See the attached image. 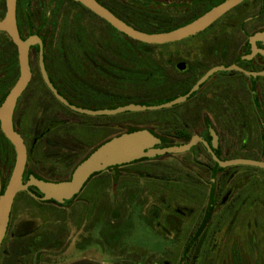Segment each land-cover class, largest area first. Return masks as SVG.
<instances>
[{"label":"flooded vegetation","instance_id":"obj_1","mask_svg":"<svg viewBox=\"0 0 264 264\" xmlns=\"http://www.w3.org/2000/svg\"><path fill=\"white\" fill-rule=\"evenodd\" d=\"M66 1H71L72 3L76 4V6L81 10L89 12V16L92 15L93 18H91L93 19V21L95 20L92 23V26L86 25L85 27H83V24L76 26V28L79 29L78 32L81 34L79 35L81 36V42L85 44L84 46L86 52L82 55H78V52L73 51V45L76 44L74 42L76 36H73V29L75 24L72 23V21L68 22L67 20H64L66 24V31L68 30L70 34H68V32L65 34V41L67 43L66 47L68 52H62L61 56H64L66 58L70 56L71 63L69 66V70L72 72V76L77 77V75H83V79H81V81L79 82L81 86H77V78L70 79V77H66L64 79H59L58 77H53V70L51 69V71L46 65L47 54L45 48V35H41L38 33H29L27 35H24L19 25L20 12L17 8L19 0H16L15 6V25L17 33L23 40L32 35L38 37L41 40L43 59L42 63L50 80V83L56 90L58 95L64 98L65 101L70 104V106L88 109V111H97L103 109L112 110L117 107L129 104H145L144 106H151L146 105L147 101H145V99L150 98L148 97L149 95L145 98L134 99L126 97L124 95L120 96L117 94L109 93V89H113L112 87H116L120 83V76H123V78H126V80L128 81L135 82V71L133 70V67H129L127 69V67L125 66L127 64L123 65L119 55L111 54L105 51L104 44L107 45L108 42L105 36L103 35L102 37L99 33V28L97 29L94 26H98L97 24L99 23L100 25L107 26L109 30L123 36L127 40L129 46L138 45V43L142 45L147 44L131 40L127 38V36L118 33L113 28H111V26L106 21L92 14L91 11L84 8L79 3H76L72 0ZM95 1L105 7L113 16L126 23L130 28L135 30L144 29L137 26V20H130L120 13L122 9H126L128 13L131 12L133 14L136 11L138 12V9L140 8V0ZM148 1L150 3L156 2L155 0ZM225 1L226 0H164V14L165 17L168 16L170 20V24H168V27L169 29H176L180 26H185L202 14L211 10L213 7ZM144 3L146 4L147 2ZM5 5V0H0V20L3 19L5 14ZM52 5L56 6V8L58 7L57 11L60 10L59 13L63 12V14H60V16L59 14H57L58 18H63L66 11L62 7L63 3L60 2V0H52ZM59 7L62 8L60 9ZM251 24L257 25V27L250 32ZM263 32L264 0H243L237 6L227 11L222 16L218 17L209 27L191 36L196 38L195 42L192 44V46L194 47V55L196 56H194L191 61L184 62L177 60L172 65V68L175 72L185 75V77H180L181 79L178 80L180 81L178 83L180 85H177L180 89L178 94H176L171 99L169 98L168 101L163 104L169 103L172 100L177 99L178 97L185 96L192 87L191 85L188 88V86L186 85L189 78L200 74L198 75L199 77L195 80V84L196 81L200 77H202L203 74L211 67L220 65L227 68L234 65L237 67V69L223 71L226 74L224 75V77H226L227 79L217 81L216 86L214 84L208 86L212 84L211 78L216 74L214 73L203 85H200L195 92L190 94L184 102H181L182 105L188 102L189 104H191L190 107L192 108V114L189 115V117L192 118V121L189 122L190 126L187 127L186 130L177 128L173 132L172 137H162L153 133L158 137V139H160V143L156 147L162 148L178 145L182 146L188 143L193 136H198L199 140L195 142V145L192 146L189 151L182 154H186L192 157V162L196 164L198 172L200 174H203L202 179H205L206 182L200 179V176L197 175L199 178H194L193 175V177H191V180L186 181L185 183H177L178 181L173 183L174 185L171 186L173 187L172 192L174 189H176L177 184H182V186H193L194 190H196V197H194L193 199H189L186 197L183 198V195H180V197H178L177 194L174 193L171 196L169 195L160 197L162 192L159 189L157 190L158 195L157 197L155 196L157 200L154 197L153 203L158 204L159 206H157L159 209L155 212H150L151 222L153 224L154 235H159L160 237L167 236V238H169L167 250H165V255H162V257H164L162 259L151 255L148 258L145 257L144 261L135 259L133 264H170L174 253L178 254L181 252L185 260L189 264H196L198 259L201 258L202 254L196 250L194 253L190 251V248L192 246L193 249H196V244H194V240L191 241V234L193 231L191 229L190 231L188 230L189 232L186 230L189 225L191 226V222L193 220L198 223V225H196V228L198 227L199 232L203 229L205 230L209 224H217L221 219H230L232 222H235L237 218H245L250 222L249 224H252L254 227L264 226V170L254 166L246 165H235L224 169H217L216 163L212 158L213 154L220 161L236 159L254 160L255 162L264 163V145H262V143L264 142V77L251 76V74L253 73L264 71V40L255 42L256 49L254 53H252V47L249 42L251 36L256 33L260 34ZM185 44L188 45L187 42ZM100 45H102V47ZM95 46L98 47L97 50H95ZM147 46L150 47L152 45ZM201 49L205 51V53L202 54L204 60H202V58L200 57L199 51ZM31 51L36 52L38 62V49L30 47L28 51V63L31 71V78L30 81H28L25 89L21 93L20 97L16 101L13 111V118H11L13 129L15 132L21 135L27 151L25 170L22 174L23 183H25L27 180H29V178H31V176L35 174L34 172L30 171V169H28L27 165L32 159V156L35 155L36 148L38 147L39 141L44 134L50 133L80 135L88 132L89 134H91L92 131H95L96 129H106L109 132L112 131V134H110L109 136L104 135L103 138L99 139L96 143H93V145H91L90 147L92 151L95 146L97 147L102 142L112 139L113 137H117L120 134H126L127 132H118L119 126L112 123L111 119L116 118L121 114H124L123 117L126 118L128 113H130L124 111L113 116H90L88 114L76 113L69 110L68 107L58 102L57 99L46 88L39 72L37 62L36 66L39 81L35 83L36 85L31 90L30 96H28L26 99L20 100L29 90L30 82L34 78L33 71L30 66ZM15 58L17 61V52L15 46L12 44V41L5 32H0V104L2 103L3 99H5L9 89L11 88L13 83H15L19 76L17 65L18 61L16 62L15 66ZM162 58H160L161 61H159L158 68L161 70L160 74L166 76L168 72L167 67H169L171 64H169L168 60L166 59L164 63V61H162ZM77 60L79 62H77ZM105 60L116 63V67H110V65H108ZM121 68L123 69L121 70ZM142 74L144 78L142 80L148 82V85L151 83L156 84V82H160V84H162L163 82V80L161 79L163 78V76H155L153 78L150 75V71L146 73L147 75L149 74L148 76L150 77H148L144 72H142ZM110 79H112L111 82L114 83L109 85ZM152 80L155 81L152 82ZM246 80L248 81V84L246 83ZM10 81H12V84L10 88L7 89ZM247 85H249V87ZM165 88L166 87H164L163 89ZM41 95H43V97L47 99L46 104L44 105L41 102V100L44 99ZM246 95H250L251 97L247 99ZM25 101L32 102L33 106L35 105L33 107L34 109L31 108L29 110V104L28 102L25 103ZM177 105L180 104H175L173 105V107ZM245 105H248V110L243 107ZM251 106H255V109H253ZM245 111L250 114L249 117L245 116ZM70 112L74 113V115H82V117L88 116V118L93 119H86V121L83 122H73L75 127L73 128L72 132H69V125L71 124L70 122H72L69 120L71 119L69 115ZM174 116L175 115H173L166 121L161 122L160 124H172L168 121L171 120ZM101 118H104L105 120L99 122L95 121ZM175 118L177 120L181 119L180 115H178V117L175 116ZM136 122L137 123H133L129 120H124L120 122V126H130L128 130H147L142 125H139L141 123V120H138ZM215 123H217L218 127L221 128V133L218 132V128ZM80 127L82 128L80 131H82L83 133H78V131H76L79 130ZM209 130H212L216 135L217 139L215 148H212L211 146V142L213 141L210 136ZM225 131H228L230 135L232 131L240 135V140L239 142H236V144L239 145V149L245 151L244 153L237 154L236 152L229 151H225L224 153L222 152L223 147L221 146V143L224 142L223 133ZM23 132L39 133L38 135L35 134V136L31 138L29 147H27L26 145V136ZM250 137H253L254 140L249 139ZM163 140L180 141H178L176 144L168 145ZM252 142L256 143L253 144ZM202 143H205L209 147L211 152H209ZM224 149L229 150V148L225 146ZM13 154L15 155L12 145L4 138V134L0 129V196L2 192H4L9 174L11 173V169L13 167ZM158 157H155L153 159H156ZM153 159L142 158L126 165L123 164L117 167L110 168L107 171L98 173L97 175H99V179L103 180L107 184L105 178L101 177V174H103L104 172L106 173L108 171L116 170L121 167H130V169L128 170H131L132 167H136L135 170H141L139 166L141 165L139 164L141 161L148 162ZM200 159L203 160L200 161ZM234 169H239V171L241 172L252 170L257 175V178L262 177L263 180H250V182L246 183L247 181H243V178L241 177L237 181L233 180L232 185L230 187H227L223 183V180L217 183L214 181L215 178L212 179L215 174H226L228 171H233ZM114 174V176L118 175L117 173ZM36 177L37 175H34V178ZM91 178L94 179L95 177ZM113 178L116 179L115 177ZM150 178H153V181L150 180V182H153V184L160 182L159 180H155L156 177ZM37 179L42 178L37 177ZM114 179H112L111 181H113ZM46 181H49V179H46ZM125 186L129 187L128 185ZM257 187L262 190L260 192V196L262 197H260L259 199L262 204H260L258 208L262 215H257V208H253L252 204L250 203L253 199V195L260 191L257 189ZM19 196H22L23 198L25 197L24 199L26 201L35 202L40 206H48L50 204L55 205L54 203L48 201H40L39 199L41 195L39 194V191L33 187H28L27 191L19 192L15 195L11 211L9 212L7 229L5 230L4 237L0 244V264H3V261H9L10 264H26L31 245H33L35 248H38L42 247L46 242L48 244L55 240H50L48 237L47 231L49 224L47 221H42L39 225L30 221H19L18 224L13 222V225V211L15 209V203ZM76 197L77 196H75V198ZM128 197L132 200H135V195H128ZM183 205L186 207L185 210L184 208H181V206ZM159 222L165 227V229H167V232L163 233V235L157 228V224ZM118 233L120 234V232ZM119 234H117V237L119 236ZM114 237L116 236L113 235V238ZM241 240L242 241H240V239L233 240L231 247L234 255L232 258L233 260L231 259L232 263L226 264H243V262L244 264H264V245L263 248L258 252L259 255L255 256L256 258H254L257 261H253L252 256H250V247L252 245V243L250 244V242L252 239L244 236ZM79 246L80 245L78 243L75 244V248H78ZM34 261V264H39V257H36ZM78 264L93 263L80 262ZM201 264L203 263L201 262Z\"/></svg>","mask_w":264,"mask_h":264},{"label":"rangeland","instance_id":"obj_2","mask_svg":"<svg viewBox=\"0 0 264 264\" xmlns=\"http://www.w3.org/2000/svg\"><path fill=\"white\" fill-rule=\"evenodd\" d=\"M155 1L150 3L148 0H140L138 12L136 11L133 14L131 12L128 13L126 9H122L120 13L130 20H137L138 25H136L146 30L167 29L169 28L168 24H170V20L164 14V0ZM60 2L63 3L62 7L66 10L63 18H58L57 14L60 16L63 12L59 13L60 10L57 11L58 7L56 8V6L52 5V0H19L17 6L20 12L19 25L24 35L29 33L45 35L46 65L50 70H53V77H58L59 79L66 77H70V79L77 78V86H81L79 82L83 79V75H77V77L72 76V72L69 70L71 63L70 56L67 58L61 56L62 52H68L65 34L67 32L70 34L68 30L66 31L64 20L68 22L72 21L75 24L73 36H76V39H74L76 44L73 45V51L78 52V55H82L86 50L85 44L81 42V36H79L81 34L78 32L79 29L76 26L81 24H83V27L86 25L92 26L95 20L93 21L92 15L89 16V12L81 10L71 1L72 4L66 0H60ZM144 2L147 3L145 4ZM97 25L94 27L99 28V33L102 37L104 35L108 42L107 45L104 44L105 51L119 55L123 65L127 64L125 65L127 69L133 67L135 71V82L128 81L123 76H120V83L116 87H112L113 89H109V93L120 96L124 95L134 99L145 98L149 95L148 97L150 98L145 99V101H147L146 104L151 106L165 103L169 98L178 94L180 91L179 86H177L180 85L178 84L180 82L178 80L181 79L180 77H185V75L175 72L172 65L177 60L189 62L196 56L194 55V47L192 46L196 40L195 37L185 40L182 39L166 45H152L149 47L138 44L129 46L123 36L109 30L107 26L100 25V23ZM253 25L251 24L250 32L257 27V25ZM186 42L188 45L185 44ZM100 46L102 47V45ZM97 49L98 47L95 46V50ZM137 51L142 52V54L138 55ZM199 53L202 60H204L202 54L205 51L201 49ZM160 58H162L164 63L168 60V63L171 64L167 67L168 72L166 71V76L160 74L161 70L156 66L157 64L155 62L161 61ZM36 62L37 54L31 51L30 66L34 78L30 82L29 90L20 100L30 96L31 90L36 85L35 83L39 81ZM77 62L79 61L77 60ZM105 62L110 67H116V63L112 61L105 60ZM148 71L151 72L150 75L153 78L155 76H163L161 78L163 80L162 84L156 82V84L151 83L148 85V82L142 80L144 79L142 72L146 74ZM198 75L189 78L186 85H192L199 77ZM224 75H226L224 72H216L211 78L212 84L208 86L213 84L216 86L217 81L227 79ZM111 81L112 79H110L109 85L114 83ZM154 81L152 80V82ZM246 83L248 84L247 80ZM11 84L12 81L9 82L7 89L10 88ZM247 86L249 87V85ZM164 87L166 88L163 89ZM41 96L43 97V95ZM246 97L249 99L251 96L246 95ZM43 98L41 102L44 105L47 99L45 97ZM26 102L29 104V110L35 106L30 101ZM179 104L169 109L161 108L154 111L130 112L126 118L123 117L124 114H121L111 119V122L119 126L118 132L123 133L127 132L130 126H120L121 121L129 120L137 123L136 121L141 120L139 125H142L155 135L172 137L175 129L186 130L190 126L189 122L192 121V118L189 117L192 114L191 104L188 102L183 105L182 103ZM243 107L248 110V105ZM252 108L255 109V106ZM244 114L247 117L250 115L247 111ZM69 115L71 118L69 120L72 121L69 125V132L73 131L75 127L74 123L83 122L86 119H93L88 118V116L82 117V115H74L71 112ZM173 115L177 117L180 115L181 119L177 120L174 116L168 121L172 124H160ZM103 120L105 119L101 118L95 121L99 122ZM217 128L218 132L221 133V128L218 125ZM81 129L80 127L76 131L83 133L80 131ZM23 133L26 136L25 142L27 147L30 146L31 138L35 134H39L31 132ZM84 134H44L39 141L35 155L32 156V159L27 165L28 169L34 172V175H37V177H41V180L49 179L50 182L68 180L76 165L82 159L88 157L96 148L95 146L91 151V145L103 138L104 135L109 136L112 134V131L96 129L91 134L89 132ZM223 134L224 142L222 141L223 143H221L223 153L225 151L236 152L237 154L245 152L239 149V145L236 144L240 140L239 134L233 131L231 135L228 131H225ZM249 139L254 140L253 137ZM163 141L168 145H172L180 140ZM252 143L254 144L256 142ZM262 145H264V142ZM224 146L228 147L229 150H225ZM191 158L186 154H171L158 157L148 162L141 161L139 163L141 164L139 165L141 170H135L136 167H132L131 170H128L130 167H121L108 171L101 175L102 178H105L108 185L99 179V176L95 177V179L91 178L74 201L65 206L52 204L40 206L35 202L26 201L24 199L25 197L19 196L15 203L12 223L18 224L19 221H30L39 225L40 222L47 221L49 224L47 231L48 237L50 240L55 239L51 243H44L42 247L35 248L31 245L26 264H34L36 257H39V264H78L80 262L93 264H133L135 259L144 261L145 257L148 258L151 255L159 259L164 258L162 255H165L164 253L167 250L169 238L167 236L160 237L159 235H154L150 212L158 210L159 205L153 203V198L155 196L157 197L158 189L162 192L160 197L171 196L173 193L177 194L178 197L183 195V198L193 199L196 197V190H194L193 186L177 184L173 192V187H171L176 181H178L177 183H185L191 180L193 175L194 178H199L198 176H200V179L203 178V174L198 172L196 164L192 162L193 159ZM202 160L200 159V161ZM114 173L118 175L114 176ZM34 175L31 177H34ZM150 177H156L155 180H159L160 182L153 184V182H150L153 178ZM241 177L243 181H247L246 183L250 182V180H263L262 177L257 178V175L252 170L241 172L239 169L228 171L226 174H215L212 179L215 178L214 181L217 183L223 180V183L227 187H230L233 180L237 181ZM112 179L114 180L111 181ZM202 180L206 182L205 179ZM257 189L260 191L254 194L253 199L251 202L249 200V202L253 208H257V215H262L258 209L260 204H262L259 201L260 197H262L260 196L262 190L258 187ZM128 195H135L136 202L130 199ZM181 208L186 209L184 205ZM243 219L237 218L235 222H232L230 219H221L217 224H209L205 230L203 229L200 232L198 227L196 228L198 223L193 220L191 226L189 225L186 230L190 231L191 229L193 231L191 241L194 240L193 242L196 244V249H193L192 246L190 251L194 253L196 250L202 254L196 264H201V262L203 264L232 263L231 259L234 256L231 248L232 242L236 239L242 241L241 239L244 236L252 239L250 242V244L252 243L250 256H252L253 261H257L254 258L259 255L258 252L264 245V226L254 227L252 224H249L250 222L247 219ZM157 228L161 231L162 235L167 232V229L160 222L157 224ZM117 234H119L118 237ZM113 235L116 237L113 238ZM76 243L82 246L75 248ZM8 263L10 264L9 261H3V264ZM170 264L189 263L185 260L181 252L178 254L174 253Z\"/></svg>","mask_w":264,"mask_h":264},{"label":"water","instance_id":"obj_3","mask_svg":"<svg viewBox=\"0 0 264 264\" xmlns=\"http://www.w3.org/2000/svg\"><path fill=\"white\" fill-rule=\"evenodd\" d=\"M79 3L84 8L91 11L92 14L106 21L111 28L118 33L127 36V38L146 43L147 45H162L178 42L185 40L200 31H203L209 27L218 17L222 16L227 11L231 10L243 0H226L223 3L213 7L211 10L202 14L191 23L180 26L170 31H163L159 33L146 34L138 30L130 28L126 23L113 16L109 11L97 3L95 0H72ZM5 14L2 20H0V32H5L12 41L17 52V65L19 76L18 79L13 83L9 89L5 99L0 104V129L4 134V138L12 145L14 150V162L9 174L4 192L0 196V244L7 229L9 212L11 211L13 199L19 192L28 190V187H33L39 191L41 195L40 201H48L58 206H65L70 204L75 196L81 192L84 185L89 179L103 171H107L110 168L117 167L120 165H126L137 161L139 159H153L158 156H164L169 154L184 153L190 150L195 142L199 140L198 136H193L191 140L180 146H169V147H156L160 143V139L148 130L138 129L131 133H123L117 137H113L107 141L99 144L92 153L82 159L72 171L69 179L59 182H49L46 180L36 179L34 177L29 178L25 183L22 182V174L25 170L26 164V147L23 143L21 135L14 131L12 125L13 111L17 99L25 89L28 81L31 78V71L29 67L28 51L30 47L38 49V69L43 79V83L51 94L57 99L58 102L68 107L69 110L88 114L90 116L99 115H116L122 112H137V111H154L158 109H167L175 104L184 102L186 98L195 92L200 85H203L214 73L220 71H229L231 69H237L236 66L223 67L214 66L208 69L202 77H200L194 85L190 88L189 92L185 96L178 97L166 104H159L154 106L144 105H124L117 107L112 110H97L88 111V109L77 108L70 106L69 103L62 98L56 90L52 87L50 80L46 74L43 66L42 59V42L41 40L32 35L25 40L21 39L16 29V18H15V6L16 0H5ZM264 40V32L256 33L250 37V45L252 47V53L255 52L256 41ZM181 68V67H179ZM253 77H264V71L259 73L251 74ZM212 138L211 146L216 147V135L212 130H209ZM209 152V147L202 143ZM213 161L216 163L217 169H224L231 166H254L264 170V163L255 162L254 160H236L230 159L226 161L218 160L212 154Z\"/></svg>","mask_w":264,"mask_h":264},{"label":"trees","instance_id":"obj_4","mask_svg":"<svg viewBox=\"0 0 264 264\" xmlns=\"http://www.w3.org/2000/svg\"><path fill=\"white\" fill-rule=\"evenodd\" d=\"M136 30H138V31H140V32H145L146 34H152V33H159V32H163V31H165V32H167V31H170V30H172V29H161V30H144V29H136ZM130 41V40H129ZM138 44H140V43H138ZM141 46H142V44H140ZM144 46H145V44H143ZM147 46V45H146ZM137 54L138 55H140V54H142V52H138L137 51ZM16 58H15V65H16ZM154 62V61H153ZM156 64H157V66L159 65V61L158 62H155ZM17 70V69H16ZM194 84V82L192 83V85ZM191 86V85H190ZM190 86H188V88L190 87ZM173 98V97H172ZM171 99V98H170ZM144 104V103H143ZM145 105V104H144ZM146 105H148V104H146ZM136 129H131V130H128L127 131V133H131V132H134ZM186 137H189V136H186ZM94 176H97V174L96 175H94ZM94 176H92V177H94Z\"/></svg>","mask_w":264,"mask_h":264},{"label":"crops","instance_id":"obj_5","mask_svg":"<svg viewBox=\"0 0 264 264\" xmlns=\"http://www.w3.org/2000/svg\"><path fill=\"white\" fill-rule=\"evenodd\" d=\"M105 173V172H104ZM102 175V174H101ZM99 175H97V176H94V177H98ZM95 179V178H94Z\"/></svg>","mask_w":264,"mask_h":264}]
</instances>
